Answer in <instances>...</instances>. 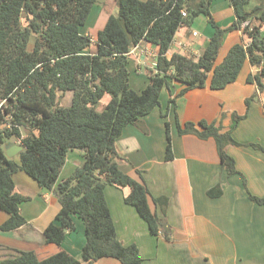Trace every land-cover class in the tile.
Segmentation results:
<instances>
[{
	"label": "trees",
	"instance_id": "1",
	"mask_svg": "<svg viewBox=\"0 0 264 264\" xmlns=\"http://www.w3.org/2000/svg\"><path fill=\"white\" fill-rule=\"evenodd\" d=\"M114 1L118 15L109 17L94 41L81 29L98 0H0V124H5L0 130V210L8 215L0 229L15 231L27 223L20 213L26 198L15 193L11 177L19 168L42 188H55L61 209L44 230L48 244L61 245L66 234L76 230L75 218L84 222L86 232L82 260L60 251L31 264H94L104 258L142 264L138 246L123 245L117 237L107 186L130 189L125 203L136 209L154 236L163 223L150 207L147 185L121 169L117 139L126 126L138 123L160 105L162 91L170 87L171 79L184 86L182 93L206 87L209 76L210 89L222 90L237 81L247 60L254 66L264 62V0H254L257 5L250 11L247 8L253 0H230L236 20L228 29H221L212 17L213 0ZM184 7L186 18L181 15ZM199 16L208 17L214 29L202 55L197 60L181 54L168 58L179 28ZM236 29L243 30L250 44H235L216 65L225 34ZM32 36L36 40L30 49ZM143 41L158 47L159 55L155 70L148 74V86L138 93L130 87L128 54ZM93 43L97 53H84ZM260 75L264 76V69ZM261 76L248 78L260 90ZM66 92H72L73 98L70 106L63 107L58 95ZM106 97L109 101L99 111ZM252 99L246 100L248 108ZM242 118L234 114L233 125L226 132L205 121L181 124L177 120V128L182 136L213 138L222 167L235 175L239 172L226 147L239 145L232 134ZM23 128L29 130L26 137ZM166 135L169 161L173 151L168 122ZM13 140L23 147L20 163L6 155L5 145ZM75 150L84 152V163L60 181L68 153ZM208 194L220 195L221 189ZM248 196L264 206V198ZM153 200L165 212L168 198Z\"/></svg>",
	"mask_w": 264,
	"mask_h": 264
},
{
	"label": "crops",
	"instance_id": "2",
	"mask_svg": "<svg viewBox=\"0 0 264 264\" xmlns=\"http://www.w3.org/2000/svg\"><path fill=\"white\" fill-rule=\"evenodd\" d=\"M210 11L221 29H228L236 20L230 0H213ZM118 12L114 0H107L102 6L96 4L81 32L97 40L109 17ZM204 17L206 22L199 16L179 28L168 58L181 54L197 60L202 55L214 33L208 17ZM194 32L198 35L193 36ZM238 43L250 44L243 30L227 32L216 65ZM84 53L96 54L95 43ZM158 55L159 48L145 41L131 48L129 83L136 92L148 86V74L155 70ZM263 69L264 62L254 66L247 60L237 81L222 90L210 89L211 76L206 87L184 93V86L171 79L170 87L162 91L160 105L138 123L126 126L117 139L121 169L147 185L150 207L163 223L159 235L154 236L136 209L125 203L130 189L107 186L106 199L117 237L123 245L138 246L142 264H264V206L248 196L251 193L264 198V150L254 147L264 149V76L260 75ZM255 76H261L262 90L255 81H248ZM67 93L71 104L73 93ZM251 98L248 108L246 100ZM108 101L106 97L100 107L103 109ZM234 114L243 117L232 134L239 145H228L226 152L234 158L239 173L229 175L222 167L216 141L180 135L177 120L181 124L205 121L226 132L233 125ZM166 122L172 138L173 159L169 161ZM11 142L20 145L18 140ZM18 155L12 158L15 160ZM83 156L84 152L78 150L68 153L60 181L83 165ZM11 177L15 193L26 198L20 213L27 223L15 231L0 229V263L16 260L31 264L60 251L82 260L86 232L81 219H74L76 230L67 233L61 245L46 242L44 230L55 222L61 209L55 188H42L19 168ZM217 187L221 194L209 196L208 192ZM159 197L168 198L165 212L153 200ZM7 218L0 210V226ZM94 264L121 263L104 258Z\"/></svg>",
	"mask_w": 264,
	"mask_h": 264
},
{
	"label": "rangeland",
	"instance_id": "3",
	"mask_svg": "<svg viewBox=\"0 0 264 264\" xmlns=\"http://www.w3.org/2000/svg\"><path fill=\"white\" fill-rule=\"evenodd\" d=\"M98 3H99V6H102V5H104V4L107 3V0H98ZM98 3H97V4H98ZM255 5H257V2L253 0V1H252V4L250 5V10H251ZM197 18H198V17H197ZM197 18H195L194 20H196ZM201 18H203V20L206 22L207 19H206L204 16H201ZM22 22H23V24H26V21H25L24 17L22 18ZM255 24H256V23H255ZM211 27H212V26H211ZM35 40H36V36H32V40H31V43H30V49L33 47ZM58 96H59V97H58V103H59V105H61V106H63V107H68V106L70 105V95H68L67 92H66V93H59ZM103 103H105V102L103 101ZM98 110L100 111V110H102V108L99 107ZM1 122H2V121H1ZM3 123H4V122H3ZM4 129H5V124H0V130H4ZM22 133H23V136L26 137L27 135H29V130L23 128V129H22ZM13 141H14V140H13ZM15 160L18 161V162L20 163V158H19L18 156L15 158Z\"/></svg>",
	"mask_w": 264,
	"mask_h": 264
},
{
	"label": "water",
	"instance_id": "4",
	"mask_svg": "<svg viewBox=\"0 0 264 264\" xmlns=\"http://www.w3.org/2000/svg\"><path fill=\"white\" fill-rule=\"evenodd\" d=\"M5 150L7 157L12 158L19 154L23 150V147L16 145L13 142H9L5 145Z\"/></svg>",
	"mask_w": 264,
	"mask_h": 264
},
{
	"label": "built area",
	"instance_id": "5",
	"mask_svg": "<svg viewBox=\"0 0 264 264\" xmlns=\"http://www.w3.org/2000/svg\"><path fill=\"white\" fill-rule=\"evenodd\" d=\"M186 1V0H185ZM181 15H182V17L183 18H186V17H188V12H187V10H186V7H184L183 9H182V11H181ZM198 34H197V32H194L193 33V36H197ZM90 36V35H89ZM91 37V36H90Z\"/></svg>",
	"mask_w": 264,
	"mask_h": 264
}]
</instances>
